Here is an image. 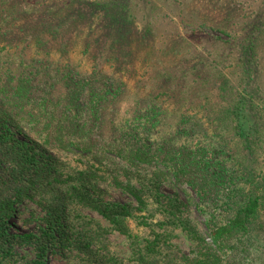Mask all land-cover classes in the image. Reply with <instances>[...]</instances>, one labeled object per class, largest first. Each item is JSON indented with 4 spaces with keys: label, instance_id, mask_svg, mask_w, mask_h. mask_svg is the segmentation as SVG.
<instances>
[{
    "label": "trees",
    "instance_id": "16d2710c",
    "mask_svg": "<svg viewBox=\"0 0 264 264\" xmlns=\"http://www.w3.org/2000/svg\"><path fill=\"white\" fill-rule=\"evenodd\" d=\"M141 1L147 2L62 0L66 6L35 18L33 7L43 0H0V264H48L52 255L92 264L91 247L106 249L100 238L109 230L91 233L79 215L83 209L131 241L134 264H264V171L236 155L226 126L206 127L190 115L185 81L176 76L184 64L153 62L161 53L136 23ZM217 2L210 3L222 17L215 28L229 36L225 44L239 47L240 88L247 94L227 114L239 136L256 143L264 116L255 123L249 103L264 104L258 85L264 5L243 16L245 28L236 36L228 27L241 17L233 15L230 0ZM183 15L199 26L193 15ZM149 67L150 81L143 82L139 71ZM166 184L196 192L211 244L161 193ZM105 186L136 204L105 202ZM31 204L42 216L35 217ZM14 219L37 220L38 227L14 232ZM133 223L149 234L134 233ZM167 225L181 227L196 243L194 258L169 243ZM16 246L29 248L33 258L22 263ZM253 250L261 253L255 261L248 260Z\"/></svg>",
    "mask_w": 264,
    "mask_h": 264
},
{
    "label": "rangeland",
    "instance_id": "374dc122",
    "mask_svg": "<svg viewBox=\"0 0 264 264\" xmlns=\"http://www.w3.org/2000/svg\"><path fill=\"white\" fill-rule=\"evenodd\" d=\"M43 1L39 7V4L34 5L33 17L36 18L38 14H42L43 11L51 7L66 6L62 3V0ZM83 1L92 3L96 0ZM211 1L215 3V6L218 5L217 0H161L158 2L157 0H147L145 4L141 1L144 9L139 13L136 23L143 27L144 30H148L147 44H152L156 52L161 53L159 58L152 57L154 59L153 62H158L157 65L160 66L167 65L176 68L184 64L186 71H177L176 76L178 78L183 77L185 81L183 91L187 101L184 103L187 105L186 108H193L190 111V115L197 118V120H202L206 127L215 122H218L219 127L226 126V139L236 155L241 160H244L247 166L256 172H261L264 171V135L256 143H252L251 140L250 144H248L245 139L239 136L238 131L234 129V125L236 126L237 123H233L227 114L230 108H239L242 98L247 96V94L242 92L240 88L241 71L237 67L239 47L225 44L229 36L216 30L215 25L222 20V17L214 8L215 6L210 5ZM232 1L230 0V7L234 12L233 15L241 17V21L232 22V25L228 27V32L237 36L242 34V29L245 28V24H241L244 23L242 21L243 16H254L256 10L264 5V0ZM183 13L193 15L191 20L195 21L199 26L189 25ZM199 22H205L206 25L200 26ZM262 65L264 66V58ZM145 71L142 69L139 71L140 79L143 82L150 81L152 68L149 67ZM260 75L261 81H259L258 85L264 92V70L260 71ZM144 84H146V89L150 87V83ZM261 91H258V94ZM249 104H252L250 107L251 118L256 123L258 116L261 114L264 116V104L258 99ZM218 117H221L220 121L217 119ZM207 118L211 121L208 122ZM243 122L245 123L244 120ZM161 193L168 198L171 204H179L181 219L191 222L196 230L211 244L207 215L199 208L201 201L196 192L187 185H182V188H179L166 184L163 185ZM100 198L111 204L131 206L136 204L128 194L109 186L102 188ZM30 207L31 211L35 212V217L42 216V213L33 204ZM31 211L23 218H28ZM79 215L86 222L91 223V233L98 235L109 230L100 238L108 245L106 249H103L102 245H93L91 247L94 250L92 264H134L131 241L126 236L120 235L116 231H111V225L94 211L83 209ZM160 219L158 217L156 222L158 223ZM150 222L154 224V221ZM13 223H16L15 228L11 229L14 232L33 231L38 227L37 220L30 225H25L23 221L15 219ZM74 224L76 230H80L75 221ZM164 229L167 232H171L169 243L176 247V251L180 256L194 258L197 255L196 243L190 240L181 227L175 228L167 225ZM132 230L134 233L143 236L148 235L150 232L149 228L139 227L134 223L132 224ZM160 231L163 232L162 228ZM15 249L21 257L22 263L33 258L29 248L16 246ZM74 252L76 254L78 251L75 249ZM258 256H261V253L253 250L248 260L253 259L255 261ZM48 264L83 263L75 258L68 260L59 255H52L49 257Z\"/></svg>",
    "mask_w": 264,
    "mask_h": 264
}]
</instances>
